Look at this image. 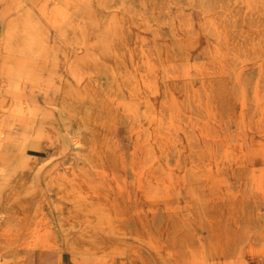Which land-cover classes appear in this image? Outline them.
I'll use <instances>...</instances> for the list:
<instances>
[{"label": "bare ground", "instance_id": "1", "mask_svg": "<svg viewBox=\"0 0 264 264\" xmlns=\"http://www.w3.org/2000/svg\"><path fill=\"white\" fill-rule=\"evenodd\" d=\"M31 1L0 3L5 14L15 12L19 18L25 14L21 8ZM95 1L33 3L46 24L59 29L63 42L59 49L70 47L71 55L67 61L65 58L58 76L36 78L39 90L44 94L48 90L62 92L104 110L114 106L127 119L121 132L114 125L104 135L102 124L89 132L86 141L105 159L98 172L103 178H88L79 172L77 178L65 179L71 190L60 189V197L73 200L74 209L67 219L78 224L86 216L87 200L105 210L106 223L97 225L104 229L107 224L106 231L114 227V237L127 235V224L133 222L135 236L153 257L151 261L138 249L130 253L128 246L114 243V261L101 251L98 257L82 256L78 263L264 264V67L258 66L256 79L248 88L250 69L243 65L236 68L232 59L238 39L257 36V26L244 16L252 17L257 11L245 3L246 10L239 14L238 28L233 30L238 18L224 17L221 4L208 7L200 3L199 23L177 18L172 27L179 58L162 57L158 28H151L142 17L143 1L137 28L141 33L152 30L153 38L140 33L131 41L128 18L121 19L118 28L127 36L119 52L114 40V56L119 58L114 63V91L100 104L96 77L92 82L89 78L100 71L110 46ZM31 25L27 20L20 28L9 27L10 43L23 36L32 40ZM202 38L206 46L201 54L206 58L192 63L186 54ZM8 43L4 47L10 50ZM18 54L9 51L2 56L10 68L6 74L12 77L5 76L9 80L1 82L0 114L5 120L23 124V118L34 115V109L29 105L33 96H27L19 71H43L44 64ZM13 76L17 80L10 81ZM42 120L37 128L32 127L30 135L36 140L50 132ZM112 155L114 171L107 162ZM17 186H8L0 197V243L3 234L12 229L16 238L28 232L29 224L37 223L35 215L25 211L32 191ZM86 248L96 249L87 246L82 250ZM44 259L52 261L55 256L42 249L30 251L15 259V264H36Z\"/></svg>", "mask_w": 264, "mask_h": 264}, {"label": "rangeland", "instance_id": "2", "mask_svg": "<svg viewBox=\"0 0 264 264\" xmlns=\"http://www.w3.org/2000/svg\"><path fill=\"white\" fill-rule=\"evenodd\" d=\"M143 1L146 7L143 9L142 17L151 28H158L160 34L158 44H162L161 56L177 55L178 58V42L174 38L172 29L177 18L184 23H199L202 20L200 3L208 7L221 4L224 17L238 18L232 26L235 27L233 30H237L239 14L246 10L244 4L248 3L257 13L252 17L248 13L244 16L247 17L248 23L257 26L258 33L254 39H238L232 59L236 68L243 65L250 69L246 86L251 87L256 79L258 66L264 67V0H96L95 3L100 5L96 7L97 10L99 9L100 26L110 46L108 57L106 56L105 61L99 66L100 71L89 78V82H92L96 77L100 104L106 101L114 91V63L119 61L118 56H114V40H117L116 45L119 52L123 50L122 39L127 36V34L122 35L118 25L121 19L127 16V23L130 26L128 37L134 41L141 33V30L137 28L136 17L140 14ZM160 2L162 4H159ZM33 3L34 0L21 8L26 15L23 14L19 18L15 12L5 14L6 11L0 3V97L4 94L1 82L11 76L6 74L10 68L2 61V56L12 51L15 54L20 53L29 61L44 64L43 71L37 69L29 73L19 71L27 96H33L32 104L29 101V105H33L34 115L25 116L23 124H15L14 121L3 119L0 114V125L4 126L0 127V197L13 184H17V188L21 190L29 189L32 195L30 201L25 202V211L31 215L34 214L37 219V223L28 225L31 228L23 235L20 234L15 238L16 230L13 229L8 235L3 234V240L0 243V264H6L8 261L15 264V259L25 256L30 251L37 253L41 249L54 255L55 259L40 260L36 264H79L78 261L82 256L98 257L97 252L101 251L114 261V243L128 246L130 253L138 249L152 261L153 256L146 250L143 241L135 236L136 230L133 222L127 224V235L114 237V227H109L108 231L104 230L108 227L107 224L104 229L98 227L97 224L106 223L107 216H105V210L98 208L90 200L85 202L86 216L81 224L67 219L73 212L75 204L70 197H60V189L62 192L71 190L70 184L65 179L77 178L79 172L85 173L88 178H103L98 172L105 159H102L100 152L92 149L86 141L89 132L95 131L99 124H102L104 135H107L114 125L118 126L121 132L127 126V119L120 115L114 106L112 109L108 107L104 110L95 108L89 102L68 97L62 92L48 90L47 94H44V91L39 90L37 83L40 81H36V78L38 76H43L44 79L51 75L58 76L71 55L69 54L70 47L66 46V51L59 49L63 43L58 36L59 29L49 27L45 19L34 10L36 8ZM52 5L53 3H50V6ZM27 20L32 23V40L23 36L10 43L7 36L9 27L20 28ZM152 33V30L148 29L141 34L152 40ZM6 42H9L10 50L5 49ZM205 46L206 42L202 38L196 48L186 54L187 58L192 63L203 62L206 57L201 54V50L205 49ZM14 48L19 52L13 51ZM11 70L15 69L11 67ZM26 74L28 77H24ZM67 76L69 83L70 77L68 74ZM13 80L17 78L13 76L10 81ZM19 97L25 98L24 96ZM41 118L50 132L48 136L36 140L30 134L32 127L37 128ZM125 145L127 149V142ZM112 156L107 162H109L110 169L114 171V155ZM72 195L71 193L70 196ZM2 206H6L4 202ZM36 236L38 239H35ZM22 242L23 244L20 245ZM87 246L96 248L97 251L90 248L82 250Z\"/></svg>", "mask_w": 264, "mask_h": 264}]
</instances>
